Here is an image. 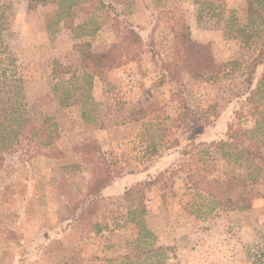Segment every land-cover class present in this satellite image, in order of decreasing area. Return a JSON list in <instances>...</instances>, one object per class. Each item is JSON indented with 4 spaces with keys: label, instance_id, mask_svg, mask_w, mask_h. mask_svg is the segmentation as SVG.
Segmentation results:
<instances>
[{
    "label": "rangeland",
    "instance_id": "1",
    "mask_svg": "<svg viewBox=\"0 0 264 264\" xmlns=\"http://www.w3.org/2000/svg\"><path fill=\"white\" fill-rule=\"evenodd\" d=\"M0 1L10 5L0 72L16 70L35 121L47 116L58 126L54 144L38 154L4 153L0 264H264V163L257 161L261 170L245 159L232 164L213 145L228 139L231 124L251 130L260 119L249 96L264 73L254 63L262 39L240 32L246 0H104L103 8L93 1L71 20H58L55 2L30 8L28 0ZM91 11L101 25L79 38L74 27ZM166 11L185 19L193 40L211 44L216 62L234 64L215 78L182 73L171 80L165 69L176 43ZM129 27L144 41L135 58L95 76L91 100L62 104L68 88L80 98L70 81L83 72L79 42L108 51ZM148 106L150 117L124 122L128 109ZM84 108L94 119L85 121ZM99 154L105 160L90 161ZM107 167L111 181L89 196L95 174ZM233 171L250 174L259 193L250 209H224L189 178L224 180ZM141 224L156 240L137 241Z\"/></svg>",
    "mask_w": 264,
    "mask_h": 264
},
{
    "label": "trees",
    "instance_id": "2",
    "mask_svg": "<svg viewBox=\"0 0 264 264\" xmlns=\"http://www.w3.org/2000/svg\"><path fill=\"white\" fill-rule=\"evenodd\" d=\"M93 1H98L101 8L106 7L104 0H28L30 8L48 2L57 3L56 16L58 20H71L76 8L90 4ZM246 2L248 22L240 28V32L247 36V40L255 36L262 39L254 63L264 64V0H246ZM6 8L9 9L10 5L2 4L0 1V36L2 27L7 24L6 18H4ZM165 15L171 22V26H173L176 43L172 62L165 69L171 80H179L182 73H187L194 78H215L223 73L228 65L234 64L216 62L212 54L211 44L193 40L190 26L183 17L172 11H166ZM97 19L96 12L91 11L82 23L74 27L77 32L76 36L83 38L93 35L101 25ZM47 26L50 28V22ZM247 29L250 31L248 34ZM118 37V40L111 45L110 49L103 52L93 50L90 41L79 42L77 46L80 53L79 66L83 69V72H73L70 81L75 84V90L81 91L80 98H75L72 89L68 88L61 99L62 104L91 100L92 95L89 91L93 86L95 76H101L105 70L118 67L124 59H134L137 49H140L144 43L140 34L133 27H129L125 35H118ZM120 38L121 40H119ZM59 65V62L55 61V75L60 73L57 69ZM13 67L15 68V66ZM249 101L253 102V112L260 117L256 122V126L251 130H245L235 128V125L231 124L228 139H220L214 142L213 145H215L217 153L232 164H237L241 159H245L249 164H254L256 169L261 170L262 167L257 161L264 163L263 142L260 140V137L264 136V73L256 88L251 92ZM151 107L128 109L123 116L124 122L138 121L150 117L154 110ZM82 114L85 121L94 119L90 116V110L87 108H84ZM189 114L190 108L187 107L185 115L188 116ZM57 136L58 126L52 118L46 116L40 123L35 121L30 112L23 77L18 75L16 70L8 75L7 68H2L0 72V169L5 152H16L22 149L26 156H33L43 148L53 145ZM245 141H247V144H245ZM96 150L98 151L100 148L97 146ZM101 159L105 160L104 154L92 155L90 161L98 164ZM249 176L248 173L233 171L224 180L210 178L206 174H199L196 177L189 175V178L195 189L206 192L217 205H221L227 210L242 211L250 209L255 198L259 195L250 187ZM111 178V171L108 167L104 169L103 173L95 174L94 180H96V183L93 182V185H95L91 186L92 189L88 195L100 193L101 188L108 184ZM141 184L142 182L137 186H131L126 190L125 196L128 197L138 191L142 186ZM148 184L150 182L145 183V185ZM144 211L145 209L142 208L140 212ZM135 212L137 211L131 210L129 214ZM135 219L136 217L132 218V220ZM154 240H156L155 234L141 224L137 241L146 243ZM150 264L161 263L150 262Z\"/></svg>",
    "mask_w": 264,
    "mask_h": 264
},
{
    "label": "crops",
    "instance_id": "3",
    "mask_svg": "<svg viewBox=\"0 0 264 264\" xmlns=\"http://www.w3.org/2000/svg\"><path fill=\"white\" fill-rule=\"evenodd\" d=\"M128 180V178L126 177V178H124V181H127Z\"/></svg>",
    "mask_w": 264,
    "mask_h": 264
}]
</instances>
